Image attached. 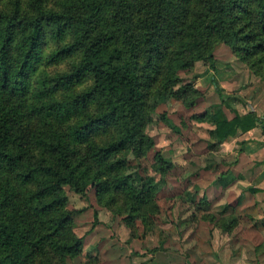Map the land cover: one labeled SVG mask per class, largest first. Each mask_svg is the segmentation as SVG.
<instances>
[{
  "label": "trees",
  "instance_id": "16d2710c",
  "mask_svg": "<svg viewBox=\"0 0 264 264\" xmlns=\"http://www.w3.org/2000/svg\"><path fill=\"white\" fill-rule=\"evenodd\" d=\"M220 45L264 81V0H0V264H69L82 254V209L65 186L93 190L128 240L157 234L161 246L158 193L174 163L160 149L142 163L155 147L147 127L160 120L180 133L184 121L154 117L158 106L176 100L207 124L211 152L238 130H264L258 112L239 113L221 89V102L196 111L204 92L180 72L198 61L214 70ZM202 215L223 230L236 224Z\"/></svg>",
  "mask_w": 264,
  "mask_h": 264
},
{
  "label": "crops",
  "instance_id": "0c3cea01",
  "mask_svg": "<svg viewBox=\"0 0 264 264\" xmlns=\"http://www.w3.org/2000/svg\"><path fill=\"white\" fill-rule=\"evenodd\" d=\"M197 83L198 80H195V84ZM226 93L237 97L231 105L239 113L255 110L264 120V87L256 88L251 93L241 89ZM204 95L205 93L200 99L202 102L207 97ZM241 99L248 102L245 104L246 109L243 102H240ZM200 108L198 111L206 109ZM222 109L228 118L233 117L230 107L222 106ZM194 124L199 126L202 122ZM262 126L260 123L246 131L238 130L214 152L208 149L205 139H196L201 144V155L205 159L198 172L192 176V182L183 187L188 193L196 192L192 193V197L175 198L171 203L173 207L170 209L169 223H172L173 234L169 229L170 233H167L161 246H158L159 236L152 239L146 237L144 241L138 238L128 240L126 230V240L136 241L140 247L137 255L139 259L136 260H139L138 264H264ZM211 160L218 164L215 169L206 166ZM220 173L221 178H218ZM178 202L183 206L180 211L175 208ZM198 205L200 209H196ZM206 212L213 213L215 218L235 217L236 224L231 230H223L209 216L203 218L202 214ZM147 240L149 246L158 248H144Z\"/></svg>",
  "mask_w": 264,
  "mask_h": 264
},
{
  "label": "rangeland",
  "instance_id": "374dc122",
  "mask_svg": "<svg viewBox=\"0 0 264 264\" xmlns=\"http://www.w3.org/2000/svg\"><path fill=\"white\" fill-rule=\"evenodd\" d=\"M214 54L216 57L214 70L207 69L204 63L198 61L192 70L180 72L184 79L198 80L196 85L202 88L207 95L203 102L202 100L199 101L200 104L195 108L196 111L201 109L200 107L213 109L217 101L218 103L221 102L222 95L219 93V89L223 91V98H225L228 91L241 89L251 93L256 88L264 87V81L252 76L245 65L231 54L227 46L216 47ZM241 100L240 102H243L246 109L245 104L248 102ZM248 108L251 109V105ZM163 111L176 123H180L181 119L184 121L182 131L180 133L172 131L160 120L150 124L147 127V132L154 137L155 147L149 151L142 163L149 166L153 161V153L157 149H160L165 156L174 162V166L167 174L165 185L158 193V201L163 209L161 220L166 223V233L169 234L173 231L172 223H169L170 209L173 207L171 203L176 200L175 198L188 196L183 187L192 182V176L198 172L200 164L205 159V156L201 155V144L196 142V139L202 141L206 138L207 124L202 123L195 128V122L189 118L191 112L184 109L176 100L171 99L167 103L159 105L154 117H158V114ZM65 190L69 197L70 206L82 209L74 215V219L75 231L84 237L82 254L79 257L69 259L68 263L87 264L86 260L89 259L91 264H138L139 260L138 262L136 260L139 245L136 241L126 240L127 229L119 217H113L108 210L96 205L93 190L88 191L87 197L75 193L69 186H65ZM94 208H97L98 211L95 222ZM175 208L180 211L183 206L178 202ZM157 236V234H151L147 236V239ZM144 239L141 240L144 241ZM148 241H146L147 244L145 242L147 246L142 242L146 249L151 247Z\"/></svg>",
  "mask_w": 264,
  "mask_h": 264
}]
</instances>
